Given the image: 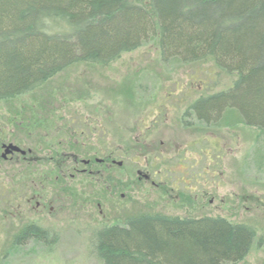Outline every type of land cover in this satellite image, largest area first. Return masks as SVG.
<instances>
[{"label": "trees", "instance_id": "1", "mask_svg": "<svg viewBox=\"0 0 264 264\" xmlns=\"http://www.w3.org/2000/svg\"><path fill=\"white\" fill-rule=\"evenodd\" d=\"M155 39L164 62L212 60L234 77L192 104L200 117L232 112L264 130V0H0V102ZM255 236L222 219L152 212L100 228L92 242L103 264H236Z\"/></svg>", "mask_w": 264, "mask_h": 264}, {"label": "flooded vegetation", "instance_id": "2", "mask_svg": "<svg viewBox=\"0 0 264 264\" xmlns=\"http://www.w3.org/2000/svg\"><path fill=\"white\" fill-rule=\"evenodd\" d=\"M186 102L171 92L138 101L133 107L138 116L132 126H124L120 141L111 120L103 125L98 118L103 110L110 114L111 107L10 112L11 128H0V235L5 237L0 247L8 248L0 257L11 258L17 248L31 261L55 255L65 232L72 230L76 211L98 217L101 228L127 226L138 217L132 205L141 187L171 202V211L156 213L177 211L192 221L246 225L231 214L240 206L247 209L250 197L243 187V192L233 191L227 179V141L221 133L209 135L212 119L200 117L194 102L182 113ZM170 129L188 138L182 143L157 139ZM130 154L140 157L131 158L132 167L124 161ZM118 169L126 172L125 179ZM123 208L135 212L128 216Z\"/></svg>", "mask_w": 264, "mask_h": 264}, {"label": "rangeland", "instance_id": "3", "mask_svg": "<svg viewBox=\"0 0 264 264\" xmlns=\"http://www.w3.org/2000/svg\"><path fill=\"white\" fill-rule=\"evenodd\" d=\"M233 78L231 74L217 68L212 60L189 64L164 62L158 41L155 39L107 65L84 62L69 65L34 92L0 102V128H11L9 113L15 110L48 111V108H79L77 106L83 105L85 108L81 110L90 111L95 106L102 109L111 107L110 114L106 115L103 110L104 115L99 114L98 118L103 125L108 119L111 120L116 140L120 141L125 133L124 126H132L138 116L135 113L137 108H133L138 101L147 103L152 99L163 98L171 92L176 97L183 96L187 100L181 105V111L184 113L189 110V105L202 95H213L231 86ZM208 127L209 135L221 133L227 141L226 144L224 142V154L227 156L225 168L228 170L227 179H231L234 184L231 188L233 191L243 192V187L250 197L247 209L240 206L239 209L231 211L238 223L253 228L256 235L246 258L236 264H264V130L245 125L241 122L239 114L227 111L220 114V117L215 116ZM186 138L188 137L184 132L180 133V130L176 129L157 135V139L169 143H182ZM133 141L131 140L132 145ZM134 155L130 154L128 160H124L130 167L132 159L140 158L139 155ZM119 160L122 158L119 157ZM219 167V170L223 171L222 164ZM125 174V171L117 170L120 179H125ZM229 188L230 186L226 187V192ZM136 196L132 207H135L137 215L165 212L163 209L172 210L171 202H167L165 197L157 192H150L141 187ZM130 208H123L126 209L125 215L130 216L135 212L134 208ZM169 214L179 215L177 211ZM74 221L72 230L66 231L61 238L59 250L55 255L31 261L23 256V248H17L11 258L3 259L1 257L8 251L3 245L0 247V264H103L96 257L95 243L92 242L95 233L101 228L98 217L95 220L88 216L87 211H76ZM0 240H5L4 235H0Z\"/></svg>", "mask_w": 264, "mask_h": 264}]
</instances>
